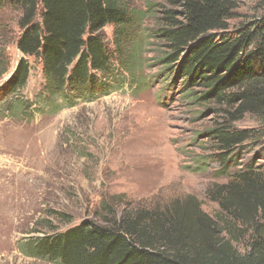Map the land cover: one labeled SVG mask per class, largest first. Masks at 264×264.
I'll list each match as a JSON object with an SVG mask.
<instances>
[{"label":"trees","instance_id":"obj_1","mask_svg":"<svg viewBox=\"0 0 264 264\" xmlns=\"http://www.w3.org/2000/svg\"><path fill=\"white\" fill-rule=\"evenodd\" d=\"M160 1L166 6L157 37L169 51L162 63L179 62L190 87L206 89L197 102L220 108L222 122L207 138L228 170L231 152L259 135L235 123L255 116L264 135V19L232 31L233 0ZM7 10L19 15L18 50L43 64L47 96H96L117 84V76L134 80L141 66L145 13L132 0H0V17ZM29 75V62L21 61L4 98L23 89ZM207 197L219 205V221L192 195L119 214L103 202L96 220L30 238L26 253L58 264H264V172L251 164Z\"/></svg>","mask_w":264,"mask_h":264},{"label":"rangeland","instance_id":"obj_2","mask_svg":"<svg viewBox=\"0 0 264 264\" xmlns=\"http://www.w3.org/2000/svg\"><path fill=\"white\" fill-rule=\"evenodd\" d=\"M132 1L145 13L134 80L117 76L104 93L76 100L45 94L42 62L18 50V13L0 17V264H58L28 256L27 241L96 220L103 202L119 214L192 195L219 221L208 190L251 164L264 172L262 125L252 115L234 127L258 137L231 152L228 170L217 159L207 133L222 122L220 108L197 102L206 89L190 87L179 62L162 63L169 51L157 34L166 5ZM233 1L232 31L264 19V0ZM105 33L112 39L110 26ZM21 61L30 65L27 84L4 98Z\"/></svg>","mask_w":264,"mask_h":264}]
</instances>
